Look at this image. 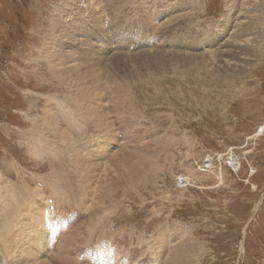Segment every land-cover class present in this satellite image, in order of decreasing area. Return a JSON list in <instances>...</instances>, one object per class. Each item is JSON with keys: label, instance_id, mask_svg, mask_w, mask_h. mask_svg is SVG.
<instances>
[{"label": "rangeland", "instance_id": "1", "mask_svg": "<svg viewBox=\"0 0 264 264\" xmlns=\"http://www.w3.org/2000/svg\"><path fill=\"white\" fill-rule=\"evenodd\" d=\"M99 1L103 12L88 15L79 9L82 2L74 0H0V170L8 175L0 177V255L7 256L0 264H63L57 260L66 254L58 250L62 242L54 237L47 246L58 221L64 229L76 227L65 239L75 242L69 253L78 259L81 252V264H99L92 257L102 256L101 249L112 252L106 264H163L164 251L185 238L194 247V264H264V0ZM178 2L183 10L171 11ZM95 12L99 20L93 19ZM174 15L175 32L154 29ZM154 31L161 36L154 39ZM237 31L244 37L235 44ZM176 52H185L181 55L187 62L162 66V57ZM191 55L197 56L187 58ZM112 90L123 94L118 97ZM96 107L103 109L98 116L92 112ZM68 112L77 125L92 124L86 117L102 115L117 131L113 128L112 137L103 139L92 126L96 136L78 138L70 131L79 128L67 122ZM120 120L131 126L124 128ZM92 149L90 160L86 152ZM74 151L86 155L84 164ZM126 152L136 154L128 165L141 177L108 193L105 208L104 202L91 207L101 175L118 166L127 172L121 165L129 155L123 163L112 157ZM234 154L239 158L235 167L230 162ZM46 155L58 164L52 166ZM96 163L102 166L98 173ZM208 163H213L210 175L202 172ZM20 170L22 186L16 176ZM181 177L191 181H179ZM51 192L70 197L69 202L57 201L61 217L43 240L40 231L24 235L19 222L36 221L43 212L38 210L44 207L41 198H47L43 213L51 215ZM20 200L15 220L9 216L14 212L8 214L9 204ZM160 238L174 242L162 251L167 241Z\"/></svg>", "mask_w": 264, "mask_h": 264}, {"label": "bare ground", "instance_id": "2", "mask_svg": "<svg viewBox=\"0 0 264 264\" xmlns=\"http://www.w3.org/2000/svg\"><path fill=\"white\" fill-rule=\"evenodd\" d=\"M76 3H77V5H78V3L79 2H82V3H80V11L81 12H84V13H86L87 11H88V15H91V13H93L94 11H102L103 9V7H102V4H101V2L99 1V2H97V0H74ZM139 2V1H138ZM193 2V1H192ZM73 3V2H72ZM76 5V6H77ZM144 5V4H143ZM146 5V4H145ZM156 5H157V3H156ZM183 4H182V2H178L176 5H171V11H176V10H183L182 9V6ZM76 6H74V8H76ZM230 6V5H229ZM81 9H84V11H82ZM135 9H136V7H135ZM194 9V8H193ZM192 9V10H193ZM191 10V9H190ZM191 10V11H192ZM98 12H95L94 14H93V19L95 20H99V18H100V16H99V13ZM103 12V11H102ZM160 12V11H159ZM186 12V11H185ZM184 12V13H185ZM189 12V11H188ZM232 12H233V10H232ZM162 14H164V11L162 10V12H161ZM130 14V13H129ZM157 14V13H156ZM187 14V13H186ZM115 15V14H114ZM139 15V14H138ZM160 15V14H159ZM185 15V14H184ZM123 16V15H122ZM143 16V15H142ZM231 16V15H230ZM159 17V16H158ZM174 17H175V15L173 16V20L171 21V19H168L170 22H167V23H164V25H162V26H156L154 29L156 30V28H158V29H160V30H163L162 31V33L163 34H165V32L166 31H170V32H175V30H172V24L171 23H173V21H176L177 22V18H180V15H177L176 14V17L177 18H175V20H174ZM189 17V16H188ZM236 17V16H235ZM187 18V17H186ZM86 19V18H85ZM92 19V18H91ZM90 19V20H91ZM191 19V18H190ZM190 19H188V21H190ZM234 19V18H233ZM101 20V19H100ZM126 20V19H125ZM154 20H156L155 18H154ZM179 20V19H178ZM185 20V19H184ZM184 20H183V22H184ZM149 21H151V20H149ZM237 21V20H236ZM57 22V21H56ZM56 22H54V23H56ZM80 22V21H79ZM112 22V21H111ZM191 22V21H190ZM53 23V27L55 26V24ZM91 23V22H90ZM161 23V22H160ZM187 23V20H186V22L184 23V24H186ZM93 24V23H92ZM92 24H90V26L92 25ZM143 24V23H142ZM161 24H163V23H161ZM182 24V23H181ZM196 24V23H195ZM241 24V23H240ZM52 25V24H51ZM104 25V24H103ZM160 25V24H159ZM57 26V25H56ZM238 26V25H237ZM59 27V26H58ZM192 26H190V28H191ZM246 27V26H245ZM52 28V27H51ZM56 29H58L57 27H55ZM184 28V27H183ZM237 27H235V29H236ZM242 28V27H241ZM240 28V29H241ZM62 30H63V28H62ZM80 30V29H79ZM234 30V29H233ZM237 30V29H236ZM80 31H82V30H80ZM235 31V30H234ZM243 31V30H242ZM242 31H237L236 32V35L234 36L235 38H232V35L230 36V37H228L229 39V41L231 40V38H232V41H234L235 42V44L238 42L236 39H238V37H244L242 34H243V32ZM88 32V31H87ZM63 33V32H62ZM235 33V32H234ZM80 34V33H79ZM232 34V33H231ZM52 35V34H51ZM234 35V34H233ZM55 36V35H54ZM84 36V35H83ZM161 35H160V33L159 32H153V34H152V37L155 39V38H159ZM225 36V35H224ZM51 37V36H50ZM78 38H80V37H78ZM153 38H151V39H153ZM246 38V37H245ZM244 38V39H245ZM53 39V38H52ZM236 41H235V40ZM90 40V39H89ZM51 41V40H50ZM91 41V40H90ZM197 42V41H196ZM49 44V43H48ZM48 44H47V46H48ZM93 44V43H92ZM91 44V45H92ZM208 47H210V48H208L209 50L212 48V45L210 46V44L208 43ZM87 46V45H86ZM88 46H90L89 44H88ZM87 46V47H88ZM163 46V45H162ZM259 46V45H258ZM49 47V46H48ZM89 48V47H88ZM156 48V47H155ZM175 48V47H174ZM91 49V48H90ZM98 49V48H97ZM49 50H50V47H49ZM53 50V49H52ZM147 50V49H146ZM146 50H144V51H146ZM159 49H157V50H155V52H157ZM175 50V49H174ZM217 49H215L214 48V50H213V52L214 51H216ZM144 51L141 53V54H143L144 53ZM160 51V50H159ZM158 51V52H159ZM166 51V50H165ZM164 51V52H165ZM184 51V50H183ZM224 51V50H223ZM230 51V50H229ZM107 52V51H106ZM149 53L148 55H150V52H152V51H150L149 52V49L145 52V53ZM220 52V51H219ZM56 53V52H55ZM58 53V52H57ZM139 53V52H138ZM153 54L152 55H155L154 54V52H152ZM185 53V52H184ZM184 53H179V52H176V53H172L170 56H166V57H162V59H161V61L159 60V58H157L158 56L157 55H155V56H157V57H155L154 59L156 60V58H157V60L155 61V62H157V61H160V63H162V66L163 65H167V64H165V63H167V62H171L172 64H174V63H177V62H180V64H181V62L182 61H186V60H184V58H183V56L184 55H181V54H184ZM140 54V55H141ZM157 54V53H156ZM176 54H180V55H177L176 56ZM203 54H205V56H204V58L207 56V54L206 53H203ZM215 54V53H214ZM61 55V54H60ZM102 55V54H101ZM113 55V54H112ZM111 55V56H112ZM128 55V54H127ZM137 55V54H136ZM145 55L146 54H144L143 56L145 57ZM148 55H147V57H148ZM151 55V56H152ZM167 55V54H166ZM87 56H88V54H87ZM99 56V55H98ZM111 56L109 57L110 59H111ZM123 56H125V55H123ZM129 56V55H128ZM150 56V57H151ZM172 56L174 57V60H170V57L172 58ZM194 57V56H197V55H191V56H187V58L188 57ZM210 56V55H209ZM92 57V56H91ZM136 56H134V58H135ZM154 56H152V58H153ZM160 57V56H159ZM184 57H186V56H184ZM192 57V58H193ZM124 58V57H123ZM122 58V59H123ZM127 58V57H126ZM129 58V57H128ZM130 58L132 59V57H131V55H130ZM137 58H139V57H137ZM192 58H190V60L192 59ZM203 58V57H202ZM113 59V58H112ZM130 59V60H131ZM144 59H146V58H144ZM224 59V58H223ZM124 60V59H123ZM127 60V59H126ZM137 60V59H136ZM140 60V59H139ZM142 60V59H141ZM150 60H152V59H150ZM150 60H148V61H150ZM105 61H106V59H105ZM128 61H129V59H128ZM133 61H135L134 59H133ZM146 61V60H145ZM147 61V62H148ZM153 61V60H152ZM196 61V60H195ZM51 62H52V60H51ZM80 62V61H79ZM104 62V61H103ZM138 62V61H137ZM139 62H141V61H139ZM143 62V61H142ZM154 62V63H155ZM187 62V61H186ZM52 63H54V62H52ZM81 63V62H80ZM115 63V62H114ZM120 63H121V61H120ZM124 63V62H123ZM122 63V64H123ZM128 63V62H127ZM153 63V62H152ZM152 63H149V64H151L152 65ZM170 63V64H171ZM86 64V63H85ZM105 64V63H104ZM115 64H117V63H115ZM131 64H132V62H131ZM145 64V62L143 63V66H145L144 65ZM155 64H157V66H160L158 63H155ZM171 64V65H172ZM218 64V63H217ZM55 65V64H54ZM59 65H61L60 63H59ZM124 65V64H123ZM130 65V64H129ZM129 65H127V66H129ZM133 65H135V63H133ZM140 65V64H139ZM138 65V66H139ZM147 65V64H146ZM170 65V67L172 68V66ZM182 65V64H181ZM190 65H193V63L192 64H190ZM82 66V65H81ZM150 66V65H149ZM154 66V65H153ZM152 66V68H154ZM185 66H186V64H185ZM184 66V67H185ZM207 66H208V64H207ZM156 67V66H155ZM169 67V66H168ZM167 67V68H168ZM169 67V68H170ZM192 67V66H191ZM205 67V66H204ZM82 68V67H81ZM87 68V67H86ZM121 68H122V66H121ZM137 68V67H136ZM141 68V67H140ZM139 68V69H140ZM166 67H165V69L166 70H168ZM103 69V68H102ZM115 69H116V67H115ZM129 69H130V67H129ZM132 69H134V68H132ZM138 69V70H139ZM144 69V68H143ZM158 69H159V67H158ZM157 69V70H158ZM84 70V69H83ZM97 70V69H96ZM118 70V69H117ZM116 70V71H117ZM155 70H156V68H155ZM178 70V69H177ZM193 70V69H192ZM195 70V69H194ZM197 70V69H196ZM198 70H200V69H198ZM100 71H101V69H100ZM104 70H102V72H103ZM122 71V70H121ZM124 71V70H123ZM130 71V70H129ZM135 71V70H134ZM143 71V70H142ZM159 71H162V69L161 70H158L157 72H159ZM187 71H188V68H187ZM190 71V70H189ZM188 71V72H189ZM75 72V71H74ZM113 72V71H112ZM139 72H141V71H139ZM150 72H152V71H150ZM149 72V73H150ZM200 72V71H199ZM88 73V72H87ZM101 73V72H100ZM99 73V74H100ZM136 73V72H135ZM155 72L153 71V73L151 74L152 76H153V74H154ZM162 73V72H161ZM160 73V74H161ZM69 74V73H68ZM83 74V73H82ZM97 74V73H96ZM102 74V73H101ZM113 74V73H112ZM119 74V73H118ZM157 74H159V73H157ZM156 74V75H157ZM90 75V74H89ZM98 75V74H97ZM110 75V74H109ZM117 75V74H116ZM107 76H108V72H107ZM119 76V75H118ZM141 76H142V74L140 75V79H141ZM146 76V74L144 75V77ZM151 76V77H152ZM99 77H100V75H99ZM109 77H111V76H109ZM114 77V76H113ZM120 77V76H119ZM133 77V76H132ZM139 77V76H138ZM147 77H148V74H147ZM146 77V78H147ZM101 78V77H100ZM105 78V77H104ZM124 78V77H123ZM137 78V77H136ZM78 79H79V77H78ZM80 79H81V77H80ZM91 79H93V77L91 78ZM97 79V78H96ZM94 80L93 79V81L95 82V81H99V80ZM99 79V78H98ZM109 79V78H108ZM118 79V78H117ZM121 79V78H120ZM135 79V78H134ZM140 79H138V80H140ZM145 79V78H144ZM82 80H83V78H82ZM105 80V79H104ZM129 80V79H128ZM138 80H135V81H138ZM147 80V79H146ZM87 81H89V80H87ZM101 81V80H100ZM103 81V80H102ZM117 81V80H116ZM126 81V80H125ZM140 81H142V80H140ZM144 81V80H143ZM114 82V81H113ZM119 82V81H118ZM121 82V81H120ZM120 82H119V84H120ZM123 83H124V81H122ZM84 83V82H83ZM107 83L109 84V81L107 80ZM133 83V82H132ZM93 84H95V83H93ZM97 84H100V83H97ZM101 84H102V82H101ZM118 84V85H119ZM105 85V84H104ZM110 85H111V83H110ZM110 85H109V87H110ZM117 85V86H118ZM128 85V84H127ZM126 85V86H127ZM96 86H98V85H95V87ZM106 86V85H105ZM121 86V85H120ZM120 86H119V88H120ZM123 86V87H122ZM121 87H122V89H120V90H124L123 88L125 87V84H123ZM108 87V88H109ZM111 87H112V85H111ZM92 88H94V86H92ZM83 89H85V88H83ZM101 90H103V88H100ZM99 89V90H100ZM113 89H114V91H115V85H114V87H113ZM118 88H116V90H117ZM90 90V89H89ZM93 90H95V89H93ZM92 90V91H93ZM99 90H97V92H96V94L97 93H100L101 92V90H100V92H99ZM104 90H106V89H104ZM103 90V91H104ZM108 90V89H107ZM120 90L118 89V92H120ZM84 91V90H83ZM102 91V92H103ZM113 91V90H112ZM114 91H113V94H115V93H118L117 91L114 93ZM82 92V91H81ZM94 92V91H93ZM83 94H85V96H87L86 95V93L85 92H82ZM83 94L81 95V96H83ZM92 94V93H91ZM101 94V93H100ZM112 94V95H113ZM121 94H123V92L122 93H118V97H121L120 95ZM116 95V94H115ZM115 95L113 96V97H115ZM90 95H88V97H89ZM99 96V98H100V100H99V98H98V100L99 101H102V100H104V99H102L101 100V97H100V95H98ZM107 96V95H106ZM91 98H93V94L90 96ZM96 97H97V95H96ZM84 98H86V97H84ZM90 99V98H89ZM95 99H97V98H95ZM119 99V98H118ZM123 100V99H122ZM99 101H95V102H99ZM120 101V100H119ZM119 101H117V103L119 102ZM92 104V103H91ZM97 104V103H96ZM88 105V104H87ZM93 105V104H92ZM98 105V104H97ZM103 105V106H102ZM101 106L102 107H104L105 105L104 104H102ZM86 106V105H85ZM99 106V105H98ZM123 106V105H122ZM88 107V106H87ZM106 107V106H105ZM117 107V106H116ZM114 108V107H113ZM90 109H93L92 107L90 108ZM103 109L100 107V110H98V108L96 107V109H94L92 112H93V115H96V116H98V111H102ZM113 110H117V109H113ZM91 111V110H90ZM92 112H89V113H92ZM103 112H105V110L103 111ZM63 113V112H62ZM106 113V112H105ZM112 113H117L116 111L115 112H112ZM99 115H100V113H99ZM109 115V114H108ZM91 116V115H90ZM100 116H102V115H100ZM99 116V118H93L92 116L91 117H86V118H89V119H91L92 120V124H89V123H87V124H83V125H77V124H75V123H73L72 122V117H71V113L70 112H68V114H67V117H68V120H67V122L68 123H70V124H72L73 125V127H77V128H79V130H74V129H70V131H71V133L72 134H74L75 136H78V138H80V137H85V134H93V136H96V132H95V130H93L92 129V126H94V128L96 129V131L99 133V134H102L103 136H102V138L104 139V138H110V137H112V129L113 128H116L115 126H114V124L113 123H111V122H109L108 120H110L109 118H108V120H105V118L104 117H100ZM103 116H105V117H107V115L106 114H103ZM115 116V115H114ZM117 116V115H116ZM54 118V117H53ZM56 118V117H55ZM55 118H54V121H55ZM118 121V120H117ZM120 122H121V124H122V126L124 127V128H127V127H130L131 126V124L130 123H125L124 122V120H120ZM54 124H56V123H54ZM130 124V125H129ZM85 125V126H84ZM55 126V125H54ZM82 126H84V127H82ZM98 128H100L101 130H99ZM106 129H108V130H106ZM54 130V129H53ZM115 132L117 131V128L116 129H113ZM56 131V130H55ZM65 131V130H64ZM95 132V133H94ZM62 133H63V131H61V135H62ZM118 133V132H117ZM64 134V133H63ZM66 134V133H65ZM68 136V134H66V136L65 137H67ZM133 136V135H132ZM128 138V137H127ZM67 139H70V140H72V138H70V136L67 138ZM112 139V138H111ZM124 139V138H123ZM65 140H66V138H65ZM107 140V139H106ZM110 140V139H109ZM109 140H107V141H109ZM129 140H131V139H129ZM67 141V140H66ZM111 141V140H110ZM112 141H114L113 139H112ZM128 140H126V142H127ZM52 142V141H51ZM99 142V141H98ZM104 142H106L105 140H104ZM74 143V142H73ZM105 144V143H104ZM109 144H111V143H109ZM145 144V143H144ZM112 145V144H111ZM15 148V147H14ZM36 148L40 151V152H42L41 150H40V148H39V146L38 145H36ZM140 148V147H139ZM93 149L95 150V151H99L100 153H102L101 152V150H100V147H98V146H95V147H93ZM89 150V151H87L86 152V154L87 155H89L90 156V160H93L94 158H92L91 157V153L92 152H94V150ZM102 149V148H101ZM123 150H124V148H123ZM56 151V150H55ZM125 152V151H124ZM134 152V151H133ZM133 152H130V153H127L126 152V155H124V156H122V153L121 154H114L112 157L114 158V156H115V158H117V161L119 162V163H123L124 161H125V159H126V156L127 155H129L128 156V159H127V161L125 162V163H123L121 166H123V171L124 170H126L127 169V172L126 173H122L120 170H119V166L116 168V169H114V171L113 172H110L109 174H108V172H106L105 173V177L103 178V175H101V177H100V182H97V184L96 185H98L99 187H97V189L98 190H96V191H94V194H95V192H96V197L94 198V201L92 202V206L91 207H95L98 203H102V202H104V208H105V202L108 200V196L106 197V195H108V193L112 196V194H113V192L115 191V190H118V188L119 187H125L126 188V182L127 181H130V180H134L135 181V179L138 177V175L140 176V174H138V175H136L137 174V171H138V169L136 168V167H129V165H128V163L129 162H131L132 160H136L135 159V157H136V154H133ZM42 153H44V152H42ZM46 153V152H45ZM135 153V152H134ZM138 153V152H137ZM143 153V152H142ZM141 153V154H142ZM62 154V153H61ZM64 154V153H63ZM145 154H146V152H145ZM95 155V154H94ZM61 156V155H60ZM86 155L83 153V152H80V151H74V157L77 159V160H79V162L81 163L82 162V164H84L85 162H86V157H85ZM46 157L52 162V166L53 165H57L58 164V160L56 159V158H54L53 156H51V155H46ZM64 157V156H63ZM94 157V156H93ZM96 158V157H95ZM64 159V158H63ZM112 159V158H111ZM137 159H138V157H137ZM142 160V159H141ZM239 158H238V156L236 155V154H234V156H232V158H231V160H230V162L233 164V166L235 167V166H238L239 165ZM95 162H96V160H94ZM148 161V160H147ZM89 163V162H88ZM91 163V162H90ZM137 163H139V162H137ZM141 163V162H140ZM139 163V164H140ZM93 164H95V163H93ZM104 164H106V163H104ZM138 164V165H139ZM213 164V163H212ZM211 163H208V164H205L204 166H203V168H202V172H205L206 174H209L210 175V173L212 174V166H210V165H212ZM81 165V164H80ZM96 165H100V166H97L96 168H95V170H96V173H98L99 172V170L102 168V166H101V163H96ZM119 165V164H118ZM146 165H148V164H146ZM130 166H131V164H130ZM133 166H135V164L133 165ZM145 166V165H144ZM209 166V167H208ZM93 167V166H92ZM1 168V167H0ZM20 168V167H19ZM122 168V167H121ZM147 168V167H146ZM91 169V168H90ZM6 171V170H5ZM4 170L2 171V170H0V177L1 176H4L5 177V180L7 179L6 177H8V175H7V173L5 172ZM86 171V170H85ZM87 172V171H86ZM18 174L16 175L17 176V178H19V181H18V185H20V186H22V184H23V182H22V175H21V170H20V172L18 171L17 172ZM95 173V174H96ZM143 173H145V172H143ZM149 173V172H148ZM142 174V173H141ZM194 174H196V173H194ZM216 176V175H215ZM90 177V176H89ZM99 177V176H98ZM141 177V176H140ZM139 177V178H140ZM145 177V176H144ZM192 177V176H191ZM217 177V176H216ZM87 178V177H86ZM96 178H97V176H96ZM193 178V177H192ZM200 177H198V181L200 180L199 179ZM88 179V178H87ZM95 179V178H94ZM195 179V178H194ZM89 180V179H88ZM179 181H191V179H190V177H187V178H185V177H181L180 179H178ZM197 180V179H196ZM6 183L8 184V183H11V181L9 180V181H6ZM188 183V182H187ZM40 185V184H39ZM58 184H56V186H54V187H58L57 186ZM178 185V184H177ZM6 186H8L9 188H10V191H11V188H12V186L11 185H6ZM14 186H15V184H14ZM24 186H28V183L27 182H25V184H24ZM41 186V185H40ZM92 186V185H91ZM84 188V187H83ZM90 189L92 190L93 189V187L91 188L90 187ZM94 189H95V187H94ZM179 189V188H178ZM82 190V189H81ZM27 192V191H26ZM93 192V191H92ZM89 193V192H88ZM19 194V193H18ZM24 194V193H23ZM10 195H11V192H10ZM51 196H52V198H54V199H52V205L54 206V210H50V207H49V212H50V214L51 215H49V217H48V215L47 214H44L45 212H44V210L46 209L47 210V198H45L44 197V199H45V201H43V199L41 198V195H40V198H41V202H44V207H42V206H40L39 208H38V210L39 211H43V212H40L39 214H38V216H37V218H36V221H34V220H32V221H28V222H23V221H20L19 222V226L20 225H22V224H24V227H25V233H24V235H26V234H34V235H36V236H38V234L37 233H39V231H40V237H38L40 240H43V238H46V236H45V231L46 230H50L49 229V224L47 225V222H46V219H50V221H52V222H55V218L57 217V215H58V217H61V216H59V213H60V204H58L57 203V201H60V202H69V199H70V197L68 196V197H64V196H59V195H54L52 192H51V194H50ZM61 195V194H60ZM15 196V195H14ZM22 196V195H21ZM92 196V195H91ZM13 197V196H12ZM90 198V197H89ZM15 200V199H14ZM105 200V201H104ZM12 201V200H11ZM112 201V200H111ZM21 200H20V202H12V203H10L9 204V210H8V214H10V213H12V212H14V213H12L11 215H9V216H11L12 218H15V220L17 219V217H18V215H19V210H20V208H19V206H20V204H21ZM89 202V201H88ZM37 207L39 206V205H36ZM90 207V208H91ZM4 209L5 210H7V204H5V207H4ZM89 209V208H88ZM18 210V211H17ZM84 210V209H83ZM90 210V209H89ZM47 213V212H46ZM58 213V214H57ZM7 214V215H8ZM32 214V213H31ZM94 215H95V213H94ZM94 215H93V217H94ZM35 216V215H34ZM108 216V215H107ZM36 217V216H35ZM65 217V216H64ZM60 218V219H65V218ZM33 218V217H32ZM31 218V219H32ZM98 218V217H97ZM28 219H29V217H28ZM59 219V218H58ZM7 220H8V217H7ZM13 220V219H12ZM22 220V219H21ZM30 220V219H29ZM14 221V220H13ZM5 223V222H4ZM58 223L59 224H62V222H60V221H58ZM4 226V225H3ZM8 226V225H7ZM8 227H11V226H8ZM92 227H94V226H92ZM103 227H105V226H103ZM107 227V226H106ZM65 227H62V229L60 230V225L59 226H55L54 228H53V231H54V233H55V235H54V237H55V239L57 240V242L56 243H60V242H62L60 245H59V247H58V250H60V251H64L66 254H65V256L64 255H62V256H64V257H59L57 260H59L61 263H70V261H73V263H77V264H81V263H79V262H77V261H79V259L81 258V252H79L78 254H77V258L78 259H76V258H74V259H72V257H71V255H70V253H69V249L71 250V249H73V248H76V245H75V242L74 241H72V242H67L66 241V237H68L70 234H72L73 232H74V230H75V226L74 227H71V224L68 226V228H66V229H64ZM98 228V227H97ZM5 229H7V227H5ZM67 229H70V231L68 230V231H66ZM100 229V228H99ZM106 230H107V228H105ZM123 229H125V228H123ZM163 229V228H162ZM10 230V229H9ZM177 230V229H176ZM103 231V230H102ZM166 231V230H165ZM180 231H181V229H180ZM184 231V230H183ZM182 231V232H183ZM101 232V231H100ZM118 232H120V231H118ZM117 232V233H118ZM161 232V231H160ZM51 233V232H50ZM162 233H163V231H162ZM181 233V232H180ZM88 234L90 235V236H92V233H90V231L88 232ZM104 234V233H103ZM99 235H100V233H99ZM104 235H106V234H104ZM159 235V234H158ZM185 234H183V236H184ZM53 236V233H51V235H50V238H49V244H47V246H52V240H53V238L54 237H52ZM183 236H182V238H183ZM27 237V236H26ZM160 237V236H159ZM162 239H163V237H161ZM160 238V239H161ZM181 238V237H180ZM189 238V237H188ZM75 239H78V236H77V234H75ZM159 239V238H158ZM161 239V241L163 242V241H167L165 244L164 243H162L163 244V249H162V251H164V247L165 248H167V245L168 244H170L171 243V245H172V242H174V240L173 239H171V240H162ZM31 240V239H30ZM37 238H36V241L35 242H37ZM79 240V239H78ZM177 241V240H176ZM47 242H48V239H47ZM174 246V247H173ZM100 248H102V247H100ZM100 248H99V250L98 251H100ZM105 250V249H104ZM104 250H102L101 249V253H102V255H103V260L105 261V262H107V263H109V262H111V260H112V252L111 251H109V250H107V251H104ZM166 250H168V249H166ZM194 251V247L190 244V241L187 239L186 240V238H185V240H180V242H177V243H175L174 242V245H172V249L167 253V252H165L164 251V253H163V255H164V258H163V261L165 260V258H166V263L164 262L163 264H194V261H193V257H194V253L193 254H190L191 252H193ZM5 254L6 253H4L3 255H0V258H1V260L3 259H6V257L7 256H5ZM187 256H190L192 259H191V262H190V260L189 261H187ZM80 257V258H79ZM154 257H155V255H154ZM84 258V257H83ZM7 260V259H6ZM88 263V262H87ZM94 263V262H93ZM43 264V263H42ZM71 264V263H70ZM86 264V263H85Z\"/></svg>", "mask_w": 264, "mask_h": 264}]
</instances>
